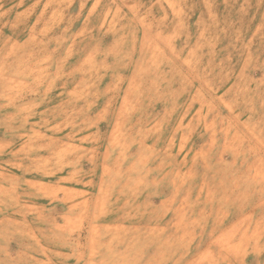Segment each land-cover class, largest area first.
<instances>
[{"label": "rangeland", "instance_id": "374dc122", "mask_svg": "<svg viewBox=\"0 0 264 264\" xmlns=\"http://www.w3.org/2000/svg\"><path fill=\"white\" fill-rule=\"evenodd\" d=\"M0 264H264V0H0Z\"/></svg>", "mask_w": 264, "mask_h": 264}]
</instances>
